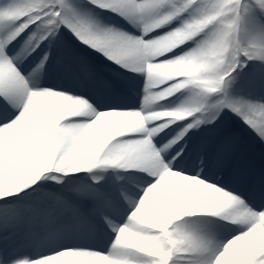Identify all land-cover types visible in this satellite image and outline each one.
Segmentation results:
<instances>
[{
	"label": "snow or ice",
	"instance_id": "1",
	"mask_svg": "<svg viewBox=\"0 0 264 264\" xmlns=\"http://www.w3.org/2000/svg\"><path fill=\"white\" fill-rule=\"evenodd\" d=\"M0 264H264V0H0Z\"/></svg>",
	"mask_w": 264,
	"mask_h": 264
},
{
	"label": "bare ground",
	"instance_id": "2",
	"mask_svg": "<svg viewBox=\"0 0 264 264\" xmlns=\"http://www.w3.org/2000/svg\"><path fill=\"white\" fill-rule=\"evenodd\" d=\"M256 149H257V153L259 152V145H258V142H257V145H256Z\"/></svg>",
	"mask_w": 264,
	"mask_h": 264
}]
</instances>
